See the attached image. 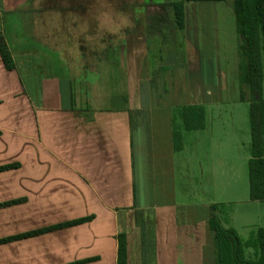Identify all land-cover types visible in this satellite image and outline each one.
Masks as SVG:
<instances>
[{
    "label": "crops",
    "instance_id": "obj_1",
    "mask_svg": "<svg viewBox=\"0 0 264 264\" xmlns=\"http://www.w3.org/2000/svg\"><path fill=\"white\" fill-rule=\"evenodd\" d=\"M30 1L0 0L14 63L7 71L0 58V167L18 165L0 172V240L88 220L1 243L0 264H117L119 234L126 264H215L212 207L178 205L173 188L172 109L209 100L211 60L194 38L200 16L187 28L185 14L177 42L150 37L154 14L135 7L130 29L100 54L123 75L121 106L92 108L96 84L80 81L74 94L72 80L99 67L82 70L68 49L36 40L21 11ZM239 69L231 72L240 86Z\"/></svg>",
    "mask_w": 264,
    "mask_h": 264
},
{
    "label": "rangeland",
    "instance_id": "obj_2",
    "mask_svg": "<svg viewBox=\"0 0 264 264\" xmlns=\"http://www.w3.org/2000/svg\"><path fill=\"white\" fill-rule=\"evenodd\" d=\"M170 1L177 0H108L113 10L123 13L129 20V26L116 35L98 27L96 17L102 10L101 0H31L21 11L28 13V29L31 28L36 40L68 49L77 56L82 70L90 69L88 65L96 62L98 72L83 71L73 78V92H77L75 88L80 81L94 83L95 91L93 89L89 94L96 98H92V108L108 109L121 106L125 83L120 72L115 69L109 71V66L103 65L104 55L100 54L105 42L112 39L115 43L124 31L130 29L131 18L138 5L145 7V14L147 11L150 15H165L160 5ZM232 1L185 5L187 28L195 26L196 16H200L198 19L202 22L198 24L200 30L194 38H197L201 52L205 51V58L211 60V64L204 67L207 72L203 71L204 84L210 90L209 100L202 104L205 111L203 129L185 132L180 121L171 122L172 130L174 128L181 133L183 149L173 156V188L178 205L192 210L213 207L221 227L233 229L239 239L246 242L258 229L264 228V201L249 200V103L247 99L241 100L244 86H239L231 72L237 63L241 65L242 62L237 50ZM212 19L214 27L211 26ZM85 22L88 27L82 31ZM168 22L163 33L172 34L180 42L184 32L175 30L171 16ZM106 54L113 60L111 52ZM224 76H228L227 80ZM170 83L175 85L174 81ZM253 253L252 248L244 250L245 258H253Z\"/></svg>",
    "mask_w": 264,
    "mask_h": 264
},
{
    "label": "trees",
    "instance_id": "obj_3",
    "mask_svg": "<svg viewBox=\"0 0 264 264\" xmlns=\"http://www.w3.org/2000/svg\"><path fill=\"white\" fill-rule=\"evenodd\" d=\"M225 0H178L160 5L165 15L156 14L150 18L148 34L163 33L171 16L175 30L184 28L185 3L224 2ZM232 11L238 37V55L241 59L240 80L244 88L241 100L249 103L250 147L251 158L248 161L249 200L264 201V0H233ZM0 58L7 71L14 69V63L8 47L0 33ZM172 123H182L183 131H198L204 127V107L182 106L172 109ZM176 114V115H175ZM181 133L173 128L172 140L175 151L181 149ZM18 165L0 167V172ZM7 205V204H4ZM2 205V206H4ZM80 219L20 236L0 240V244L34 236L47 231L73 226L86 222ZM213 233L216 263L215 264H264V228L258 229L246 242H242L233 229H224L216 219L212 207L209 219ZM117 264H126V240L124 234L117 237ZM254 249L253 258H245L244 250ZM80 264V263H75Z\"/></svg>",
    "mask_w": 264,
    "mask_h": 264
},
{
    "label": "clouds",
    "instance_id": "obj_4",
    "mask_svg": "<svg viewBox=\"0 0 264 264\" xmlns=\"http://www.w3.org/2000/svg\"><path fill=\"white\" fill-rule=\"evenodd\" d=\"M100 8L96 17L98 27L108 32L109 34H120L122 29L129 26L128 18L121 12L112 9L108 0H101ZM87 23L85 22L81 28L82 31L87 30Z\"/></svg>",
    "mask_w": 264,
    "mask_h": 264
},
{
    "label": "flooded vegetation",
    "instance_id": "obj_5",
    "mask_svg": "<svg viewBox=\"0 0 264 264\" xmlns=\"http://www.w3.org/2000/svg\"><path fill=\"white\" fill-rule=\"evenodd\" d=\"M154 16V15H153Z\"/></svg>",
    "mask_w": 264,
    "mask_h": 264
}]
</instances>
